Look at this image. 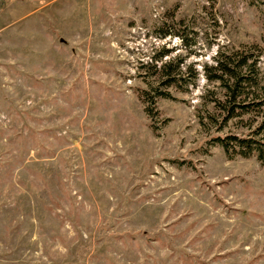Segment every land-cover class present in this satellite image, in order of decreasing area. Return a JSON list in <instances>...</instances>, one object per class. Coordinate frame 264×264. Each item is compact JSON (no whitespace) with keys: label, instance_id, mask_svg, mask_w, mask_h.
<instances>
[{"label":"rangeland","instance_id":"obj_1","mask_svg":"<svg viewBox=\"0 0 264 264\" xmlns=\"http://www.w3.org/2000/svg\"><path fill=\"white\" fill-rule=\"evenodd\" d=\"M220 53L264 77V0H0V264H264V163L211 141L261 112L208 118Z\"/></svg>","mask_w":264,"mask_h":264},{"label":"trees","instance_id":"obj_2","mask_svg":"<svg viewBox=\"0 0 264 264\" xmlns=\"http://www.w3.org/2000/svg\"><path fill=\"white\" fill-rule=\"evenodd\" d=\"M248 58L247 53L227 55L220 53L215 65L209 68L210 72L206 74V77L211 81H218L224 92L222 108L225 113L218 122L210 115L208 118L216 122L217 130H221L230 119L251 110L261 112L260 120L247 136L226 134L215 136L211 141L223 148L228 159L237 156L242 158L255 157L260 163H264V77L255 73L254 63H249ZM178 68L179 64H174L173 60L160 63L155 68V74L162 79L160 84L165 87L177 84L179 79L177 76H173L172 72ZM143 94L148 105H152L156 97H170L169 92L159 90L157 87L153 90L152 95L148 96L145 91ZM150 110V107L147 106V114ZM200 122L203 124L202 120Z\"/></svg>","mask_w":264,"mask_h":264}]
</instances>
